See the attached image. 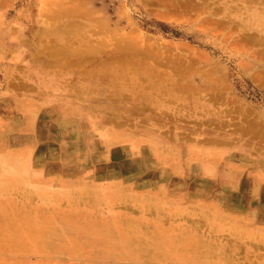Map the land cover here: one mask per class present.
Instances as JSON below:
<instances>
[{
    "label": "rangeland",
    "instance_id": "obj_1",
    "mask_svg": "<svg viewBox=\"0 0 264 264\" xmlns=\"http://www.w3.org/2000/svg\"><path fill=\"white\" fill-rule=\"evenodd\" d=\"M58 1L59 5L69 2L62 7L56 5V10L54 0H0L1 116L22 118L20 109L33 104L39 111H51L53 120L62 118L88 127L150 134L180 147L200 145L231 152L237 150L251 160L264 162V125H261L264 123V85L258 79L264 77V47L255 43V39H249L250 33L264 32V24L258 26L257 31L250 26L255 11L250 4L256 3L255 0H212L206 8L197 6L198 9L182 2L175 6L169 0H81L84 4L80 0ZM70 2L73 6L76 4V8ZM223 4L228 8L224 9ZM78 5L83 6L80 11L85 13L76 10ZM45 12L50 17L46 14L45 19L42 18ZM88 17L90 19H85ZM101 28L110 34L108 44H103L97 36ZM43 35L46 40L50 38L44 49L39 48L43 45ZM236 41H240L241 48ZM79 57H83L82 61ZM136 68L139 73L131 72ZM125 69L131 73H122ZM183 71H187L188 76ZM245 114L247 120L257 123L256 129L260 126L258 130L245 131L239 126L246 120ZM35 117L38 124L35 129L9 128L7 140L16 145L27 137L46 139L43 134L48 129H41L44 121L40 113ZM68 126L73 128L71 124ZM69 127L61 134L67 140H74ZM88 138L95 143L92 135ZM36 141L37 150L26 168L29 176L35 175L32 164L60 162L57 155L39 149L41 140ZM61 169L75 173L79 168L65 165ZM55 171L47 174L57 176L59 172ZM189 180L182 178L179 185L187 188ZM183 221L176 219L173 225L186 223ZM226 237L225 232H217L215 242L230 240ZM249 255L254 260L264 258V242H258Z\"/></svg>",
    "mask_w": 264,
    "mask_h": 264
},
{
    "label": "bare ground",
    "instance_id": "obj_2",
    "mask_svg": "<svg viewBox=\"0 0 264 264\" xmlns=\"http://www.w3.org/2000/svg\"><path fill=\"white\" fill-rule=\"evenodd\" d=\"M54 1L55 8L69 2L59 5ZM168 2L175 6L182 2L186 6L206 8L212 0ZM255 2L250 4L255 10L250 23L254 30L264 24V13L259 14L264 11V0ZM70 4L73 8L76 6ZM81 6L76 10L83 9ZM223 7L228 8L224 4ZM44 14L42 18L48 13ZM220 28L221 25L218 31ZM97 36L103 44L110 41L109 32L103 28L98 30ZM250 38L264 47V32L250 33ZM42 40L39 48L44 49L46 35ZM131 72L137 74L139 69ZM131 72L122 71L126 75ZM263 78H258L262 85ZM20 110L22 118L0 115V264H264V258L254 260L249 255L258 242H264V162L251 160L237 150L231 152L200 145L180 147L150 134L88 127L62 118L53 120L51 111H39L33 104ZM36 113H40L44 121L41 129H48L43 134L47 138L27 137L20 144H11L7 140L8 133L6 137L7 130L12 127L18 131L35 129L38 126ZM247 118L239 123L243 130L254 132L260 128L256 129L257 123ZM70 124L73 128L68 126ZM65 127L71 129L74 140L62 136ZM91 135L94 144L88 138ZM36 140H41L39 149L57 155L60 162L32 164L35 175L29 176L26 168L37 150ZM94 161L98 162L89 166ZM75 164L79 168L75 173L61 169ZM55 170L59 172L57 176L47 174ZM185 177L190 178L187 188L179 185V180ZM175 179L177 183L171 184ZM176 219L186 223L175 227ZM217 232H225L230 240L216 243Z\"/></svg>",
    "mask_w": 264,
    "mask_h": 264
}]
</instances>
